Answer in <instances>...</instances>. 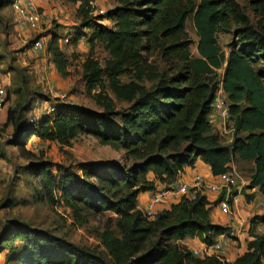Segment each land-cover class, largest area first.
Returning <instances> with one entry per match:
<instances>
[{
  "label": "trees",
  "instance_id": "16d2710c",
  "mask_svg": "<svg viewBox=\"0 0 264 264\" xmlns=\"http://www.w3.org/2000/svg\"><path fill=\"white\" fill-rule=\"evenodd\" d=\"M125 2L124 7L109 12L108 17L116 20L114 28L101 23L106 17L91 24L90 42L106 43L113 59L107 61L105 69L91 66L89 79L98 82L105 73L115 94L129 105L117 111L118 119L64 105L55 111L57 131L53 132V138L60 139L67 134H90L103 145L123 151L121 162L84 163L82 170L88 179L70 172L64 183L65 194L75 203L95 214L111 212L117 216L118 231L109 225L101 234L108 259L10 220L0 234V253L8 250L3 264H262L263 239L252 242L234 261L219 255L197 256L178 242L197 237L211 245L231 231L228 225L212 220V202L200 191L193 197L183 196L152 219L140 209L139 196L155 191L159 184H173L184 168L195 166L199 158L211 167L213 175L229 169L236 156L252 160L248 186L264 188V36L239 11L236 0ZM251 2L257 15L264 18V0ZM190 15L199 36L198 55L191 52L193 41L186 30ZM231 32L237 40L226 52L218 35ZM77 35L78 39L84 36ZM155 53L167 67L163 72L148 63L147 57ZM53 56L57 69L65 74L64 53L55 48ZM223 68L220 75L218 70ZM132 69L136 77L129 74L131 82L121 89L118 76ZM145 74L149 81H158L146 87L132 80L138 81ZM221 87L231 103L230 124L235 135L230 144L223 142L209 119ZM16 115L15 109H9L4 124H14L11 143L22 155H33L26 145L41 129L32 121L19 123ZM47 123L42 126L46 133ZM30 167L36 176H52L45 171L49 165L34 163ZM252 197L247 195L249 200ZM256 220L264 224V214L252 217L250 229ZM14 239H21L23 245L4 246Z\"/></svg>",
  "mask_w": 264,
  "mask_h": 264
},
{
  "label": "rangeland",
  "instance_id": "374dc122",
  "mask_svg": "<svg viewBox=\"0 0 264 264\" xmlns=\"http://www.w3.org/2000/svg\"><path fill=\"white\" fill-rule=\"evenodd\" d=\"M21 1L25 3L28 0ZM33 1L38 4V9L44 16V23L38 29L19 25L21 30L19 33L14 28V25L18 23L13 8L15 0H0V34L5 35L0 37V79L4 80L8 92L6 106L0 110V115H3L0 117V234L8 221L16 220L31 229L62 238L108 259V249L102 242L101 234L109 225L118 231L117 216L111 212L95 214L81 203H75L70 195L65 194L67 189L64 183L69 178L70 172L88 179L82 170L84 163H97L111 159L121 162L123 151L103 145L90 134L76 133L73 137L67 134L65 138L60 139L53 138V132L57 131L55 111L64 105L72 103L76 109L101 113L114 119H118L117 111H122L129 105L126 99L115 94L105 73L98 82L93 83L89 79L92 67L105 69L107 61L113 59L106 43L90 42L93 33L91 24L95 23L96 18L106 17L104 21L100 20L103 21L101 23L114 28L116 20L108 17L109 12L115 8L124 7L126 2L125 0ZM236 1L239 11L250 18V25L264 36V18H260L253 10L251 0ZM100 9L104 12L100 13ZM88 21H92L90 25L83 26ZM233 28H236V25ZM25 30H29L30 34L27 35ZM186 30L193 41L190 46L191 52L198 55L199 36L193 22V15H190L186 21ZM77 34L84 36L78 39ZM38 35L45 37L43 39L46 40L47 46L45 51H33L45 55L38 53V55L23 56L32 47L31 40L36 39ZM218 40L228 52L229 44L236 41L237 37L233 32L220 33ZM50 47H53L52 52H49ZM55 48L65 55V74H62L54 63L53 49ZM41 58L46 59L47 74H39L35 65L31 66L36 59ZM147 59H149L148 63L158 67L160 72L167 68L158 53ZM133 71L134 69L118 76L121 89L124 84L131 82L128 76L129 74L135 76ZM218 72L222 75L224 68ZM135 79L132 80L146 87H151L158 81V79L149 81L146 74L137 78L138 81ZM49 106H54L55 110L48 113ZM9 109H15V115L19 116V123L26 124L27 121L38 123L40 133L32 135L26 145L33 155H22L19 148L11 143L15 133L14 124L4 126ZM47 121L46 133L42 126ZM230 130L228 135L232 137V140L225 142L227 144L234 140L235 130ZM34 163L43 164L44 167L49 165L48 170H44L50 171L52 176L49 177L43 173L34 175L30 167ZM232 164L239 173L241 194L244 195L242 200L237 202L241 213L237 211V218L233 220V223L227 221L228 216L219 220L227 222L231 227L234 234L230 239L234 241L233 246L236 251H239L242 246L246 250L252 242L264 240L263 223L256 220L250 229L254 213L264 214V188L258 190L248 186L254 161L243 160L236 156ZM197 170L206 172L203 166H198ZM247 195H254V197L257 195L259 199L249 200ZM145 202L139 203L140 209L144 210ZM213 213L217 218L219 211L212 208ZM9 245L21 246L23 241L14 239L13 242L4 246ZM7 253L8 250L0 253V264L4 263ZM220 255L224 258V250ZM262 264H264V258Z\"/></svg>",
  "mask_w": 264,
  "mask_h": 264
},
{
  "label": "built area",
  "instance_id": "2783aa9c",
  "mask_svg": "<svg viewBox=\"0 0 264 264\" xmlns=\"http://www.w3.org/2000/svg\"><path fill=\"white\" fill-rule=\"evenodd\" d=\"M13 8L17 16V21L21 26L38 29L44 23V16L38 9V4L33 0H28L25 3H22L21 0H15L13 3ZM99 12L103 13L104 10L100 9ZM43 38H34L32 42V48L41 52L45 51L47 43ZM4 83V80L0 79V110L6 106L8 97L6 84ZM71 105L73 104L71 103ZM230 105V101L223 99L217 92L213 101V110L219 111L224 129L234 130V125L230 124ZM54 110V106L50 107L48 113L51 111L53 112ZM239 178L240 176L236 168L233 165H230L229 169L216 176H206L200 173L197 174L194 178L195 185L192 187L195 188L194 190L185 184L163 187L151 193L149 204L144 210L145 215L152 219L156 216L158 209H165V207L170 206L173 202H175L174 200H180V198L184 195L193 197L197 191H206L215 195L212 199V203H216V208H218L220 213L222 215L228 216L229 221H232L234 219V202H231V200L235 201L236 196L240 194L242 190V186L239 184ZM233 234L234 233L231 230L228 233L218 236L213 244L204 245L201 250H192L195 255L200 257L210 255L221 256L220 254L223 251L224 243L230 239Z\"/></svg>",
  "mask_w": 264,
  "mask_h": 264
},
{
  "label": "crops",
  "instance_id": "0c3cea01",
  "mask_svg": "<svg viewBox=\"0 0 264 264\" xmlns=\"http://www.w3.org/2000/svg\"><path fill=\"white\" fill-rule=\"evenodd\" d=\"M21 27V26H20ZM14 28H15V31H18L19 33L21 32V30H20V28H19V24H15L14 25ZM26 31V33H27V35H29L30 34V31L29 30H25ZM23 34V33H22ZM25 34V33H24ZM4 37L5 35L4 34H0V37ZM25 36H26V34H25ZM33 50H35V49H33L32 47L29 49V50H27L24 54H23V56L25 55L26 56V54H29V55H31V54H35V55H38V53H40V52H34ZM32 51L34 52V53H32ZM36 51V50H35ZM41 55H45V54H43V53H40ZM0 55H1V52H0ZM33 65H35V67H36V69H38L39 70V74L40 73H42V74H47V70H48V68H47V66H46V59H36L35 60V62H33L32 64H31V66H33ZM218 93H219V95L223 98V99H225V100H228V98H227V95H226V93L224 92V90L222 89V87L221 88H219V90H218ZM3 115L1 114L0 115V117H2ZM6 119H7V117H6ZM6 119L4 120V121H6ZM209 119H210V121H211V123L213 124V127H214V131L216 132V133H218L220 136H221V138H222V140H223V142L225 143V142H228V141H230V140H232V137H230L229 135H228V132L229 131H231V130H227V129H224V127H223V125H222V119H221V116H220V113H219V111H217V110H213L212 111V113L210 114V117H209ZM228 139V140H227ZM227 144V143H226ZM231 165H233L232 163H231ZM198 166H203L204 168H205V170H206V172H202V171H199V170H197V167ZM204 174V175H206V176H209V175H213L212 174V172H211V167L208 165V164H205L200 158L199 159H197V161H196V164H195V166H186L185 168H184V170L181 172V174L179 175V177H178V179H177V181L176 182H174L173 184H171V185H169V186H174V185H182V184H185V185H188L189 187H193L194 185H195V183H194V178H195V176L197 175V174ZM163 187H166L165 185H163V184H159V186L157 187V189L155 190V191H157V190H159V189H161V188H163ZM254 189H257V188H254ZM259 190V189H258ZM153 191H149V192H145V193H141L140 194V196H139V203H141V202H143V201H146L145 202V208L147 207V205L149 204V199H150V196H151V193H152ZM204 194H206L207 196H208V198L209 199H213L214 198V194L213 193H210V192H203ZM241 193H242V190H241ZM238 194L237 196H236V199H235V201H234V203H233V211H234V221L236 220V218H237V211L239 212V213H241V211L239 210V208H238V204H237V202H239V201H241L242 200V198H243V194ZM257 198V195L254 197V195H253V200L254 199H256ZM143 201H142V200ZM257 199H259V198H257ZM252 200V201H253ZM175 201V203H177L178 201H179V199H176V200H174ZM251 201V202H252ZM261 204V203H260ZM170 206H167V207H165V208H169ZM144 208V209H145ZM162 209V208H161ZM237 209V210H236ZM214 210H216V211H219L218 210V208H215ZM214 214V215H213ZM212 214V220L215 222V223H219V224H222V225H228V223L227 222H221V220H219V219H221V218H224L225 217V215H221V213H220V211H219V215H218V217L216 218L215 217V213H213ZM254 215H257L256 213H254ZM216 218V219H215ZM227 219V221L229 222V223H233L234 221L232 220V221H229V217H227L226 218ZM179 243H182V244H186L189 248H191V249H197V248H203V246L205 245V243H203V242H201L200 241V239L199 238H197V237H195V238H186V239H184V240H180V241H178ZM191 244L193 245V246H191ZM233 244H234V241L232 240V239H228L225 243H224V247H223V250H224V259H226L227 261H234L237 257H239L240 255H242V254H244L245 253V251L247 250V247H246V250H245V247L244 246H242L241 247V249L239 250V251H236V248H234V246H233Z\"/></svg>",
  "mask_w": 264,
  "mask_h": 264
},
{
  "label": "clouds",
  "instance_id": "9594fccd",
  "mask_svg": "<svg viewBox=\"0 0 264 264\" xmlns=\"http://www.w3.org/2000/svg\"><path fill=\"white\" fill-rule=\"evenodd\" d=\"M232 130H233V129H232ZM230 165H231V164H230ZM213 176H216V175H213ZM166 187H167V186H166ZM168 187H169V186H168ZM192 189H195V188H192ZM153 192H154V191H153ZM200 192L203 193V192H205V191H200ZM203 194H204V193H203ZM205 195H206V194H205ZM184 196H185V195H184ZM206 196H207V195H206ZM182 197H183V196H182ZM182 197H181V198H182ZM207 197H208V196H207ZM181 198H180V199H181ZM208 199H209V198H208ZM209 200L212 202V199H209ZM233 202H234V201H233ZM173 203H175V202H173ZM170 206H171V205H170ZM214 207L216 208V203H212V208L215 209ZM165 209H166V208H165ZM144 210H145V209H144ZM160 211H161V210H160ZM217 238H218V237H217ZM217 238H216V239H217ZM205 245H207V244H205Z\"/></svg>",
  "mask_w": 264,
  "mask_h": 264
}]
</instances>
